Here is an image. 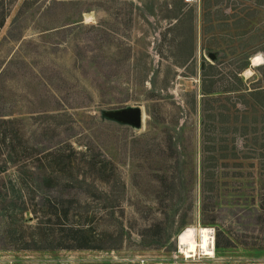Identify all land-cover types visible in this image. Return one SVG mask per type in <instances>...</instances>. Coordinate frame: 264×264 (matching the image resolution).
<instances>
[{
	"label": "rangeland",
	"instance_id": "rangeland-1",
	"mask_svg": "<svg viewBox=\"0 0 264 264\" xmlns=\"http://www.w3.org/2000/svg\"><path fill=\"white\" fill-rule=\"evenodd\" d=\"M259 88L264 0H0V118L18 119L38 157L74 149L73 187L67 173L53 188L32 186L79 197L117 247H0V263L264 264V111L253 116L250 95ZM203 102L215 118L227 113L228 141L203 146ZM204 155L215 157L206 198ZM90 157L110 162L105 173L89 170ZM202 226L232 245L186 256L179 234L193 227L199 240Z\"/></svg>",
	"mask_w": 264,
	"mask_h": 264
},
{
	"label": "trees",
	"instance_id": "trees-1",
	"mask_svg": "<svg viewBox=\"0 0 264 264\" xmlns=\"http://www.w3.org/2000/svg\"><path fill=\"white\" fill-rule=\"evenodd\" d=\"M208 93L205 91L203 95L205 103L209 96ZM250 95L252 98V108L255 106L256 109L254 110V116L257 111H264V88L253 90ZM204 102L202 113L203 126L201 129L203 146L204 143L210 141H228L225 134L232 123L229 119L227 120V113H218V118H215V115L210 114L208 110L210 107L207 104L204 105ZM243 112L248 114L247 110ZM246 114H244L245 117H247ZM15 121L17 122L18 119L0 118V173L8 170L12 171V174H8L7 176L8 182L4 185L1 183L0 185V221L2 222L0 247L11 248L13 250L117 248L111 245L114 243L107 245L111 236L104 228L98 230L97 226L88 222L87 208L86 206H82L79 197L48 192L40 193L32 186V182H38L49 189L53 188L62 179L61 175L67 173L65 180L69 182V187H73V183H76L78 180L76 176L72 175L74 149L72 147L68 149L57 147L53 149V153L56 154L55 158H51V150L46 151L42 157H38L36 153L38 152L37 145L30 143L29 138L21 132V129L13 125ZM241 129V134L243 135L247 127H242ZM214 131H217L218 135L216 140ZM203 152H206V149ZM34 158L38 159L39 162H41L42 158L49 159L53 167L51 165H48L49 167L40 166L39 171H35L34 165L30 162L31 160L34 161ZM212 158L204 155L201 166V191L207 194V196H204L205 198L209 196L208 194L213 190L212 187L215 184L214 172L211 171V168L214 167L212 165ZM95 159L94 157L93 159L90 157L89 161H87L89 170L105 173V167L110 162L105 159ZM214 162L215 157L213 158V164ZM85 180L86 177H83L80 179V182L84 183ZM260 180L261 178L257 181H252L250 187L253 188L258 181L260 185ZM260 188L264 189L262 186L259 187V190ZM261 195L264 201V193ZM36 197L39 198V201L36 200ZM261 208L264 212V204H261ZM27 214L32 215V219L34 220L32 223L26 219L25 216ZM219 235L220 232H217L215 238L217 249L232 245L231 243L233 242L229 239L225 245L221 244ZM119 238L121 242V235L118 236V240ZM248 264L261 263L251 262Z\"/></svg>",
	"mask_w": 264,
	"mask_h": 264
},
{
	"label": "bare ground",
	"instance_id": "bare-ground-1",
	"mask_svg": "<svg viewBox=\"0 0 264 264\" xmlns=\"http://www.w3.org/2000/svg\"><path fill=\"white\" fill-rule=\"evenodd\" d=\"M91 14H86L85 21H90ZM253 63H258V58H253ZM198 237L196 238V230L193 227L186 228L178 236V246L179 249L188 257L196 255L198 248L201 249V253L207 256L214 255L215 242H214V232L211 228L200 227L198 229ZM142 264H156V263H146Z\"/></svg>",
	"mask_w": 264,
	"mask_h": 264
},
{
	"label": "water",
	"instance_id": "water-1",
	"mask_svg": "<svg viewBox=\"0 0 264 264\" xmlns=\"http://www.w3.org/2000/svg\"><path fill=\"white\" fill-rule=\"evenodd\" d=\"M209 57L213 58L214 55L212 53H210ZM120 115H121V118H123V119H126V118H129L130 120H134L135 119V113L134 112L127 113V112L124 111V112H121Z\"/></svg>",
	"mask_w": 264,
	"mask_h": 264
},
{
	"label": "built area",
	"instance_id": "built-area-1",
	"mask_svg": "<svg viewBox=\"0 0 264 264\" xmlns=\"http://www.w3.org/2000/svg\"><path fill=\"white\" fill-rule=\"evenodd\" d=\"M194 0H185L186 3H191Z\"/></svg>",
	"mask_w": 264,
	"mask_h": 264
}]
</instances>
